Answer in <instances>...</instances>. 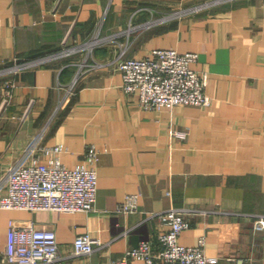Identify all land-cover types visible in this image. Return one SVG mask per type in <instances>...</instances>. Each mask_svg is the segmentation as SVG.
I'll return each mask as SVG.
<instances>
[{"label":"crops","instance_id":"1","mask_svg":"<svg viewBox=\"0 0 264 264\" xmlns=\"http://www.w3.org/2000/svg\"><path fill=\"white\" fill-rule=\"evenodd\" d=\"M154 48L198 53L208 107L147 110L122 90L118 61ZM26 62L0 74V181L38 136L63 145L67 167L93 145L96 202L0 209V264L11 220L53 230L62 264H109L166 230L170 209L189 224L181 245L204 238L214 264H264V0H0V71ZM128 195L136 209L118 212ZM82 234L102 245L72 254Z\"/></svg>","mask_w":264,"mask_h":264},{"label":"built area","instance_id":"2","mask_svg":"<svg viewBox=\"0 0 264 264\" xmlns=\"http://www.w3.org/2000/svg\"><path fill=\"white\" fill-rule=\"evenodd\" d=\"M198 53L179 52L172 48H154L141 58H121L117 69L125 93H138L139 105L147 110L173 108L179 105L206 108L210 99L205 93L206 77L192 68ZM29 63L16 64L0 74L16 72ZM7 83V82H6ZM9 94L3 90V101ZM40 136L26 147L21 158L12 165L0 181V209L26 211H55L58 213L88 212L93 210L97 193L96 166L99 151L88 145L82 163L65 166L60 159L61 144L42 145ZM137 207V196L128 195L118 212H132ZM167 229L154 238L141 240L129 247L117 260L109 264H128L139 260L142 264H214L215 258L206 257L204 238L194 246H184L178 238L189 224L181 211L170 209L158 213ZM253 229L264 230V216L253 220ZM102 244L88 234L75 237L76 256L92 254ZM2 258L7 264H62L55 232L39 229L32 222L8 224Z\"/></svg>","mask_w":264,"mask_h":264}]
</instances>
